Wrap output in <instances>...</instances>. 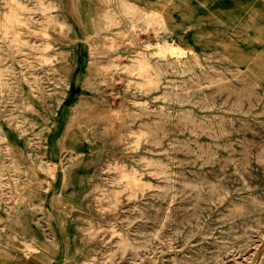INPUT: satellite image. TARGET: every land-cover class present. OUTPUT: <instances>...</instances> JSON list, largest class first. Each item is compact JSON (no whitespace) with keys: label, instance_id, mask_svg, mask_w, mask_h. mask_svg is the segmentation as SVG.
I'll list each match as a JSON object with an SVG mask.
<instances>
[{"label":"rangeland","instance_id":"rangeland-1","mask_svg":"<svg viewBox=\"0 0 264 264\" xmlns=\"http://www.w3.org/2000/svg\"><path fill=\"white\" fill-rule=\"evenodd\" d=\"M118 4L0 0V264H264V91Z\"/></svg>","mask_w":264,"mask_h":264},{"label":"crops","instance_id":"crops-1","mask_svg":"<svg viewBox=\"0 0 264 264\" xmlns=\"http://www.w3.org/2000/svg\"><path fill=\"white\" fill-rule=\"evenodd\" d=\"M98 1V0H96ZM130 9L160 15L179 35V47L199 56L232 58L264 91V0H115ZM231 61V59H230ZM22 255L16 264H40ZM44 261L43 264H47Z\"/></svg>","mask_w":264,"mask_h":264},{"label":"bare ground","instance_id":"bare-ground-1","mask_svg":"<svg viewBox=\"0 0 264 264\" xmlns=\"http://www.w3.org/2000/svg\"><path fill=\"white\" fill-rule=\"evenodd\" d=\"M6 23H8V24H10V23H13V22H15V21H20V18H19V16H18V12H16V11H14V12H11V13H9L7 16H6ZM162 21V20H161ZM25 22V21H24ZM7 24V25H8ZM160 30V29H159ZM165 44V43H164ZM168 47H169V45H168ZM165 51V50H164ZM167 52V51H166ZM144 58V57H143ZM145 59H147V58H145ZM140 60H142V59H140ZM139 66H145V63L144 62H139ZM142 68H144V67H142ZM72 89H73V87H72ZM214 116V115H213ZM4 132H6V133H14L13 131H10V130H4ZM129 174V173H128ZM131 175L132 174H130V177H131ZM151 193V192H150ZM161 211V210H160ZM166 217V216H165ZM122 231V230H121ZM32 246V245H31ZM31 249H32V247H31ZM35 250V249H34ZM35 252V251H34ZM28 257V256H27ZM43 262H44V260H42ZM40 263H41V261H40ZM42 264V263H41Z\"/></svg>","mask_w":264,"mask_h":264}]
</instances>
